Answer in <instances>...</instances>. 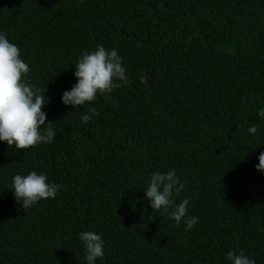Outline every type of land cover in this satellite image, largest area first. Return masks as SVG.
I'll return each instance as SVG.
<instances>
[{
	"label": "trees",
	"instance_id": "trees-1",
	"mask_svg": "<svg viewBox=\"0 0 264 264\" xmlns=\"http://www.w3.org/2000/svg\"><path fill=\"white\" fill-rule=\"evenodd\" d=\"M0 32L56 131L26 150L0 141V264H87L85 231L104 241L96 264H231L240 250L264 264V0H0ZM96 38L122 47L129 84L65 105ZM170 170L190 230L145 198ZM32 171L61 188L26 212L11 182Z\"/></svg>",
	"mask_w": 264,
	"mask_h": 264
},
{
	"label": "clouds",
	"instance_id": "clouds-1",
	"mask_svg": "<svg viewBox=\"0 0 264 264\" xmlns=\"http://www.w3.org/2000/svg\"><path fill=\"white\" fill-rule=\"evenodd\" d=\"M93 42L89 49L82 51L75 63L77 83L62 96L65 105L76 109L95 101L98 94L106 100L110 99L115 89L129 84L122 64V47L105 43L101 38ZM29 72L30 67L21 58L19 47L9 41L6 33L0 32V141L6 142L9 149L26 150L41 143L50 144L56 136L55 122L48 121L47 114L42 110L48 98L46 102L43 90L27 82L25 76ZM98 115L96 108L91 107L81 113L80 119L88 123ZM258 116L264 120V108L259 109ZM248 131L255 135L257 127L252 125ZM258 160L256 168L264 172V153L259 155ZM47 181L46 175L36 171L27 175L16 174L10 190L27 212L42 199L55 198L60 191L61 185ZM185 187L174 170L154 172L150 176L145 198L153 211L162 210L177 226L183 221L186 230H190L198 223L199 217L188 216V198L178 204L173 199ZM79 239L84 245L87 264H96L98 258H103L104 241L100 235L85 231L79 234ZM227 259L231 264H256L243 250L239 254L227 252Z\"/></svg>",
	"mask_w": 264,
	"mask_h": 264
}]
</instances>
